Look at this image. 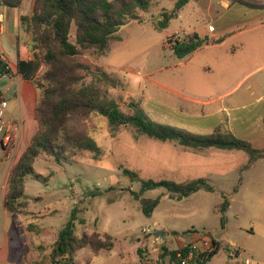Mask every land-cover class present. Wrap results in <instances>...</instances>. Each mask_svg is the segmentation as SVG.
I'll return each instance as SVG.
<instances>
[{"label": "rangeland", "instance_id": "1", "mask_svg": "<svg viewBox=\"0 0 264 264\" xmlns=\"http://www.w3.org/2000/svg\"><path fill=\"white\" fill-rule=\"evenodd\" d=\"M175 4L158 0L148 13L140 14L141 22L121 29V40L109 51L79 57L93 70L86 83L102 87L125 113L133 112L134 103L156 122L204 136L221 127L248 141L257 152L264 151V20L247 23V17L234 10L221 9L217 16L219 8L209 10L204 0H197L156 30L153 22L164 20L162 13L173 11ZM253 4L261 7L264 2ZM250 13L253 19L264 11L252 8ZM224 28H232L231 34L244 30L232 42L241 46L236 54L228 51L232 44L203 47L186 59L171 51L172 37L196 33L213 39V32ZM99 71L116 78L119 86L103 82ZM77 125L97 143L101 154L80 152L60 164L42 156L36 162L42 178L30 180L26 192L33 219L18 231L21 238L13 257H19V264H52L50 246L71 220L74 208L80 210L75 222L78 236L98 232L110 235L114 246L117 241L111 252L78 251L74 264H161L163 245L180 249L186 243L177 244L176 239L183 241L192 233L231 242L254 264H264V158L250 164V156L240 150L205 152L138 135L132 127L113 131L108 119L98 115ZM124 169L136 178L125 175ZM207 176L214 190L188 198H169L163 187L145 191L141 198H161L150 218L134 196L143 181L188 183ZM36 196L41 200L33 199ZM66 199L64 208L60 204ZM225 200L230 207L222 213ZM146 228L163 229L164 237L146 234ZM38 246L47 250L39 251ZM207 264H234V260L221 251Z\"/></svg>", "mask_w": 264, "mask_h": 264}, {"label": "trees", "instance_id": "2", "mask_svg": "<svg viewBox=\"0 0 264 264\" xmlns=\"http://www.w3.org/2000/svg\"><path fill=\"white\" fill-rule=\"evenodd\" d=\"M23 1L1 0L2 5L8 8H20ZM157 1L36 0L32 15L27 18V30L35 54L32 60L19 63V73L25 80L32 82L39 92L36 110L39 131L12 170L5 198V209L8 213H27L29 201L25 192L26 185L30 179L38 181L42 178L35 169L36 162L42 156H49L60 164L80 152H91L96 156L101 154L97 143L77 125L78 121L92 115L107 118L113 131L120 127H132L138 135H145L160 142H176L183 147L200 151L211 148L240 150L250 156V164L264 158V151L257 152L248 141L237 138L231 131L223 132L221 127L213 134L204 136L156 122L143 108L134 103L131 105L133 112L125 113L102 87L94 82L86 83L93 70L78 58L91 51H109L114 42L121 40V29L133 22H141L140 14L148 13ZM172 1L176 2L175 9L164 11V20L153 22L156 30L165 28L173 19L179 17L184 7L197 0ZM244 4L251 8H263L248 1ZM223 40L224 38L211 41L208 37L203 39L194 33L184 37H172L169 43L171 51L178 59H186L212 42L218 44ZM10 73L9 64L0 56V77ZM99 73L103 82L114 88L119 86L116 78L104 71ZM123 173L132 179L136 178L128 169H124ZM161 187L167 189L169 198L178 196L180 199L188 198L201 190H214L206 179L188 183L143 181L141 191L134 193V196L140 200L142 212L146 217H152L161 198L147 199L141 198V195L147 190ZM229 207L230 202L225 200L220 211L225 213ZM79 212L78 208L72 210L71 220L59 231L57 240L51 245L52 264H74L75 254L86 248L96 253L113 250L114 243L111 242L110 235L98 232L82 236L76 234L75 222ZM225 222L223 217V226ZM38 250L44 252L47 248L41 246ZM163 250L161 264H182L177 255L186 254L189 247L170 250L165 244ZM228 250L229 245L215 241L212 252L199 256L195 264H207L221 251L228 253Z\"/></svg>", "mask_w": 264, "mask_h": 264}, {"label": "crops", "instance_id": "3", "mask_svg": "<svg viewBox=\"0 0 264 264\" xmlns=\"http://www.w3.org/2000/svg\"><path fill=\"white\" fill-rule=\"evenodd\" d=\"M216 1V5L214 4V0H204V3L209 10H212L213 6L219 8L216 11L217 16H221V9L224 11L234 10L235 12H240L245 15L248 19L247 23L264 20V13H261L260 16L253 17V19L249 18L251 16L250 11L252 8L246 6L244 3L248 1L249 3L253 4L254 0H242L241 2L233 1L232 3L229 2V0ZM258 1H262V3L264 2V0ZM35 2L36 0H24L20 8H8L3 6L0 0V15L4 21V31L0 35V47L2 59L9 64L11 69V73L9 75H2L0 77V102L1 100H4L8 103L4 112V119L8 126L5 127L3 136H6L7 134H11L12 136V144L10 147L3 146L1 144L0 137V262L4 264L10 263L12 260L14 264H19V257H13V252L17 247V238H21L18 231L22 223L26 224V221L33 219L30 215L32 213L29 211V208L27 209V213L24 215L8 213L5 209V198L7 195L8 184L12 170L27 151L32 139L39 131V124L36 120L39 92L32 82L25 80L19 73V63L21 61L32 60L35 54L31 46V36L27 30V18L32 15ZM233 7L235 8L233 9ZM237 7H239V9ZM262 7L263 8L260 9L263 12L264 4ZM261 26H264V23ZM231 29L232 28H224L217 34H215V30L213 32V39H211V41L219 40L221 38H224V40L218 44L212 42L210 45L205 47H212L215 45L220 47H228L229 44H232L234 38H236L237 35L244 32V30H241L238 33L231 34L229 32ZM240 47L241 46H239V43L238 45L233 43L228 51H230L232 54H236ZM204 103L205 102H201L200 104ZM208 103L209 102H207V104ZM212 150H219L218 152L229 151L217 148H211L204 151L212 152ZM195 179L196 178L192 180ZM204 179H207L209 182L211 180V178L208 176L204 177ZM30 180L26 185L25 192L28 190ZM33 199L41 200V197L36 196ZM66 203L67 199L61 201L60 206L65 208ZM68 210L69 209H67V212ZM156 224L157 223H155V225ZM61 229H59V231ZM160 231L164 232L163 229ZM34 232L37 231L35 230ZM128 232L129 231H127V233ZM116 242L117 241H115L113 250H116ZM176 242H178L177 244H183L184 242H189V238L184 239L183 241L177 238ZM219 242L223 243L224 245L233 244L231 242ZM39 247L41 246H38V248Z\"/></svg>", "mask_w": 264, "mask_h": 264}, {"label": "built area", "instance_id": "4", "mask_svg": "<svg viewBox=\"0 0 264 264\" xmlns=\"http://www.w3.org/2000/svg\"><path fill=\"white\" fill-rule=\"evenodd\" d=\"M4 31V21L0 15V35ZM0 56L2 57L1 47H0ZM7 101L1 100L0 102V137L1 144L3 146L10 147L12 144L11 134L3 136L5 127L8 126L7 122L4 119V112L7 108ZM146 234H155L156 231L154 228L144 229ZM160 239V237H157ZM186 246L189 247V251L186 254L178 253L177 259L182 262V264H195L197 258L202 255H208L214 249L215 240L208 238L207 236L198 235L197 233H192L189 236V242H185ZM184 246V247H186ZM181 247V248H184ZM180 248V249H181ZM228 255L231 260H234V264H254L250 258L245 257L244 251L238 246L231 244L229 245ZM237 260V261H236Z\"/></svg>", "mask_w": 264, "mask_h": 264}, {"label": "water", "instance_id": "5", "mask_svg": "<svg viewBox=\"0 0 264 264\" xmlns=\"http://www.w3.org/2000/svg\"><path fill=\"white\" fill-rule=\"evenodd\" d=\"M156 236L160 237V238H163L164 237V232L163 231H158V232H156Z\"/></svg>", "mask_w": 264, "mask_h": 264}]
</instances>
